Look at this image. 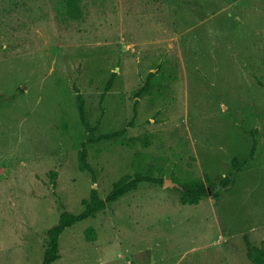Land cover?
Returning a JSON list of instances; mask_svg holds the SVG:
<instances>
[{"label": "rangeland", "instance_id": "obj_1", "mask_svg": "<svg viewBox=\"0 0 264 264\" xmlns=\"http://www.w3.org/2000/svg\"><path fill=\"white\" fill-rule=\"evenodd\" d=\"M77 5L73 16L66 0H0V95L13 96L0 104V264H43L47 231L83 211L92 188L105 198L145 171L177 184L225 175L256 131L254 158L218 197L184 205L175 186L141 183L66 228L52 263L253 264L244 237L264 247V0ZM78 92L96 135L126 128L87 147L95 183L78 168Z\"/></svg>", "mask_w": 264, "mask_h": 264}, {"label": "trees", "instance_id": "obj_2", "mask_svg": "<svg viewBox=\"0 0 264 264\" xmlns=\"http://www.w3.org/2000/svg\"><path fill=\"white\" fill-rule=\"evenodd\" d=\"M66 12L70 15L77 16L80 14V9L77 5V0H66ZM154 76V73H150ZM115 77V73L111 75L105 86V92L111 87ZM150 89V80L147 84L136 93V98L143 95ZM104 95V93H103ZM15 97V96H14ZM13 96L5 97L0 95V104L5 101H10ZM137 102V101H136ZM76 107L79 114V120L84 126L87 138L81 142L80 148L77 153L78 168L81 171H88L91 173L93 183L96 182V172L88 160L89 145L98 144L103 141L122 140L121 137L126 132V128L114 131L111 133L96 135V129L91 126L85 118V101L81 93L76 95ZM257 132L253 131L252 146L247 158H238L233 156L231 158V165L229 171L225 175H217L212 177L210 174L205 173L202 178L188 179L183 182H178L180 187H174L180 193V202L182 204L196 205L201 199L208 197L212 194L215 197L219 196L221 190H228L235 184V175L242 170L247 169L250 161L254 158L257 150L259 138L256 136ZM57 171H51L50 176L54 181ZM144 182L163 184L164 179L157 177L150 171L136 172L134 175H123L112 185L110 192L105 198H101L96 188L90 191L89 200H83L85 208L78 214H72L63 211L59 217L56 225L52 226L48 231V242L43 255V264H52L60 258L59 254V239L64 230L68 227L85 219L95 217V215L104 210L108 203L117 202L122 196L137 189L138 185ZM175 182V181H173ZM53 186H55V183ZM246 245V256L253 264H264V247L253 244L247 236L244 237Z\"/></svg>", "mask_w": 264, "mask_h": 264}, {"label": "water", "instance_id": "obj_3", "mask_svg": "<svg viewBox=\"0 0 264 264\" xmlns=\"http://www.w3.org/2000/svg\"><path fill=\"white\" fill-rule=\"evenodd\" d=\"M164 185H169V186H176V187H180L179 184L173 182L171 179H165L163 182ZM152 264H154V262H152Z\"/></svg>", "mask_w": 264, "mask_h": 264}]
</instances>
